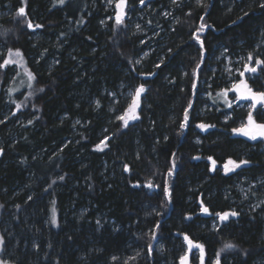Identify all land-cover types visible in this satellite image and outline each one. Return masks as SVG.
I'll return each mask as SVG.
<instances>
[{
	"label": "trees",
	"instance_id": "1",
	"mask_svg": "<svg viewBox=\"0 0 264 264\" xmlns=\"http://www.w3.org/2000/svg\"><path fill=\"white\" fill-rule=\"evenodd\" d=\"M139 1L127 0L144 30L157 31L147 41L127 19L117 25L104 0H0V64L18 50L25 65L0 68L6 263L178 264L188 235L204 246V264H215L217 253L221 264H264L263 143L233 133L245 113L221 95L228 85L217 61L221 51L255 50L264 0H150V11L137 9ZM21 7L26 17L17 16ZM201 24L203 55L194 38ZM258 53L264 60V49ZM247 84L262 91L264 68ZM141 85L139 119L123 127L124 93ZM229 158L249 163L224 174ZM233 211L223 222L215 215ZM228 242L236 247L224 249Z\"/></svg>",
	"mask_w": 264,
	"mask_h": 264
},
{
	"label": "snow or ice",
	"instance_id": "2",
	"mask_svg": "<svg viewBox=\"0 0 264 264\" xmlns=\"http://www.w3.org/2000/svg\"><path fill=\"white\" fill-rule=\"evenodd\" d=\"M58 2L60 5H64L66 3V0H58ZM114 2H115L116 9H118L117 15H116V24L120 25V24H122L123 17L125 15L124 9L126 7L127 0H108L109 5H112ZM144 2H145V0H140L141 5H143ZM174 2H175V0H174ZM197 2L200 3L201 0H197ZM260 7L264 8V3L260 4ZM17 16L26 17L24 7L19 8V10L17 12ZM201 19H203V18H201ZM27 27L28 28L33 27L32 23L30 21L27 22ZM35 27L40 28L41 25L37 24V25H35ZM206 27H208L206 24H201L199 29H197V32H196V35L194 36V38L199 41V34L202 33ZM199 43H200V48H201V54L203 55V49H204L203 41H199ZM8 55H9V57H11L12 55L20 56V52L17 50L15 53H13L11 50H9ZM248 60L249 61L253 60V57L251 54L249 55ZM13 62L14 61H12L10 59H5L3 61V64H0V68H3V67H5V66H7ZM255 64L257 66H260L261 68H264V60L256 59ZM157 67H159V65H157ZM257 71H258L257 67H252V66H249L246 64L244 66V71H242L240 73V75L243 77L245 72L255 74V73H257ZM34 78L35 77H33L31 75V73H29V79L31 80ZM40 91H43V89H40ZM144 91H145V88L143 87V85L138 87L136 89L133 100H132L131 104L129 105L127 111L125 112V114L123 116L118 117L119 120L123 121L125 127L128 126L129 120L139 119V117L136 115V109L139 107L140 96ZM231 91H235L237 93V95H236L237 100H251L252 101L251 106H250L251 110L248 112V116H247V124L242 125L240 128H234L232 130L233 133L246 136L251 140H256L257 138L264 139V123H258L256 121V119H254V117H253V111L257 109L258 105L264 107V91H254L251 87H249L247 82L243 79L240 80L238 84H234ZM221 95L226 96L227 92L221 93ZM190 106L191 105H189V107ZM229 107H231L230 102H229ZM261 117H262V119H264V113H261ZM184 121H185V123H182L180 125L181 128H184L186 126L187 121H188L187 111L185 112V115H184ZM196 127L200 128L201 130H207L209 127H214V125H207V124L201 123V124H197ZM197 142L199 143V141H197ZM104 147H106V143L104 141H102L101 144L97 145V150L103 151ZM174 155L175 154H173V156ZM199 158L200 157H194L193 159H199ZM208 159L212 161L213 168L211 170L215 171L216 161L213 160L212 157H208ZM248 163H249V161H247V160H240L239 162H237V161L229 158L228 161L223 165L224 170H225V174L240 168L242 165H247ZM175 166L176 165L173 162L172 169L169 170L168 176H171L173 174V170L175 169ZM125 171H128L127 167H125ZM60 179L62 180L63 177H60ZM53 183H55V181ZM147 187L152 188L153 187L152 183L149 182L147 184ZM164 193L166 196L170 197V192H169V189L167 186L164 187ZM169 202H170V200H169ZM53 204H55L54 201H53ZM0 207H2V205H0ZM201 211L204 214L211 215L209 208L204 206L203 201H201ZM215 215H216V217L219 218L220 221L223 222V221H227L230 216H237L238 213H236L234 211L233 212H224V213L217 212V213H215ZM186 218L191 219V217H186ZM50 223L53 226H57V218H56L55 208H53ZM97 223H99V221H97ZM157 227H158V225H157ZM153 239H155V236H153ZM184 240L187 242V245H188V249H187L188 253H190L193 248L199 249V251H200V256H199L200 264H204V246L200 243L194 242L192 239L189 238L188 235H184ZM2 243H3V238H0V244H2ZM235 247L236 246L230 242L225 243V245H224V249H229V250H231ZM224 249H222V251ZM180 262H181V264H189L187 253L184 256L180 257ZM0 264H5V261L0 260ZM215 264H221V261L219 258V253H217V259L215 260Z\"/></svg>",
	"mask_w": 264,
	"mask_h": 264
},
{
	"label": "rangeland",
	"instance_id": "3",
	"mask_svg": "<svg viewBox=\"0 0 264 264\" xmlns=\"http://www.w3.org/2000/svg\"><path fill=\"white\" fill-rule=\"evenodd\" d=\"M181 1H187V0H175V2H174V0H172L173 3H177V2H181ZM149 2H150V0H145L144 4L141 5L140 1H139L137 9H141L143 6H147V11H150L151 6H150ZM195 2H197V0H195ZM129 6H130L129 3L127 2L126 7L124 9L125 15L123 18L127 19L128 22L131 24V26L134 28V30L140 32L143 35V37L145 38V40L147 41L149 39V37L151 38L154 35V33H156L157 31L154 30L153 28H152V31L150 30V28H148V29L146 28L144 30L143 26L145 25V23H144V18L142 16V14L140 12L134 13L129 8ZM104 7H105V10L109 11L112 14L111 17H116L118 9H116V7H115V2L112 5H109L108 0H104ZM159 12H160V15L163 16L167 21L169 20L170 22H172L171 24L174 23V20L176 22V17L174 16L173 11H168L167 9H160ZM254 47H255L254 51L238 52V53H233L232 55H228L226 52L221 51L219 56H217V61H220V68L218 69V71L220 73V78H222L223 82L228 85V88L225 90V92H227V95L230 98V103L233 107H235L238 110V112L241 111V112L245 113V117L240 121V124L238 125L237 128H240L242 125L247 124V116H248V112L251 110L250 106H251L252 101L251 100H237L236 99L237 93L235 91H231V89L233 88L234 84H238L239 81L242 79L245 80L246 82H248L249 80H254L256 78V75L258 74V72L260 70V66H257L255 64V60H256V55L257 54L259 55L258 50L262 49V48L264 49V37H259L257 40V43L255 44ZM147 49H149V48H147ZM15 52L16 51H13V53H15ZM8 53L9 52L4 53V60L10 59V60L14 61L13 63H10L9 65L17 66V67L22 68V69L25 68L24 60L21 57V55L20 56L12 55L11 57H9ZM146 54H147V51L144 52L142 54V56H144ZM250 54L253 57L252 61L248 60V57ZM140 60H142V58ZM140 60H138V61H140ZM246 64L249 66H252V67H257L258 68L257 73L253 74V73L245 72L244 76L242 77L240 75V73L242 71H244V66ZM213 71L215 72V71H217V69L215 70V68H214ZM136 89L137 88H134V89L129 90L128 92L124 93V95L128 99V102H127L126 108L122 111V113L119 115V117L123 116L125 114V112L127 111L129 105L131 104V102L133 100ZM262 91H264V89ZM143 93L140 96L139 107L136 109V115L138 117H139L138 112H139V108L141 105V99H142ZM257 109L261 110V112L264 113V107L259 105L257 107ZM254 112H255V110L253 111V116H254ZM136 121H138V119L129 120L128 125L133 124ZM120 122H121L122 126L125 127L123 121L120 120ZM236 135H239V134H236ZM239 136L241 138L249 141V142L260 141L263 143V148H264V139L257 138L256 140H251L246 136H243V135H239ZM245 166H247V165H242L240 168L245 167ZM212 168H213V165L211 163L210 169H212ZM240 168H238V169H240ZM215 169H217L216 165H215ZM238 169H236V170H238ZM220 170L225 174V170H224L223 166L220 168ZM236 170H234V171H236ZM211 171H213V170H211ZM234 171L228 172L227 174H230ZM258 181L260 182V180H258ZM239 187H241L239 189L240 193H241V190L243 191V189H246V188H243L242 185H240ZM261 205H264V202H262ZM202 214L204 216H209L207 214H204L203 212H202ZM231 217H234V216H230L229 218H231ZM212 223H213V226H215V225H217L218 220L215 219V221ZM0 238H1V236H0ZM187 249H188V245L186 242L185 252L182 256H184L187 253L189 264H192L191 263L192 257L197 258V262H198V264H200V260H199L200 251H199V249L193 248L190 253L187 252ZM1 252H2V244H0V260H2L1 259ZM5 264H8V263L5 262ZM178 264H181L180 259H179Z\"/></svg>",
	"mask_w": 264,
	"mask_h": 264
},
{
	"label": "water",
	"instance_id": "4",
	"mask_svg": "<svg viewBox=\"0 0 264 264\" xmlns=\"http://www.w3.org/2000/svg\"><path fill=\"white\" fill-rule=\"evenodd\" d=\"M258 106H259V105H258ZM258 106H257V107H258Z\"/></svg>",
	"mask_w": 264,
	"mask_h": 264
}]
</instances>
